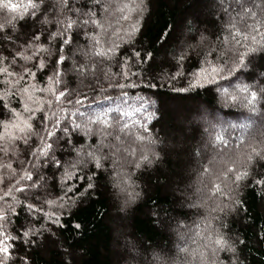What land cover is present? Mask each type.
I'll list each match as a JSON object with an SVG mask.
<instances>
[{
	"label": "snow or ice",
	"instance_id": "1",
	"mask_svg": "<svg viewBox=\"0 0 264 264\" xmlns=\"http://www.w3.org/2000/svg\"><path fill=\"white\" fill-rule=\"evenodd\" d=\"M149 2L150 0H132V10L137 13V19L127 29L123 30L124 36H120L121 29H115L109 35L112 24L108 22V18L113 15L112 0H108L107 3L105 0H90L92 9L73 6V0H57L58 7L53 9L55 15L51 18L45 15L46 12L50 11L48 0H27V3L23 4L0 0V12L11 16L4 23H0V33H3V39L14 43L5 29L21 31L25 34L24 43L17 48L13 64L17 58L24 61L36 59L37 63L33 67L41 70L52 67V74L48 76L52 85L40 91L50 92L53 99L46 102L47 107L58 109V111L53 110L49 116L47 112L38 107L36 111L42 113L40 129L34 128L33 123L26 120L22 126H18L21 135L12 136L7 142V146L0 148V151L4 152L6 156H15L17 149L12 141H22L24 145H29L33 136L39 141L36 147L30 148L28 152L24 153L25 159H31L33 163L27 167L23 161L21 162L22 175L10 163L0 165V167L11 170L12 179L9 189L3 190V195L0 196V199L11 197L12 201L9 204L5 200V206L0 207V264H7V262L30 264L29 253L17 255L15 260L12 259L14 252L22 250L17 248V241L36 248H41L48 243H57L54 238L56 229L52 226L54 224L59 225L57 209L60 210L59 215H62L66 208L64 201L67 200V196H56L55 199L48 198L51 195L50 188L55 189L56 187L57 174H60L59 182L63 184L65 181L74 178V172L78 175L79 172L84 171L85 165H87L88 171L85 173L89 180L87 190L99 188L101 185L98 181L103 180L105 176L115 177L114 182L105 181V183H112L118 197L123 194L124 198L120 203L119 211L126 213L130 210V205L140 198V192L135 191L132 172L148 168L173 154L179 160L187 151L189 158H192L193 153L187 141L189 138H194L199 130L197 124L200 119L199 116L194 115L188 121L190 131L184 124H178L174 131L165 132L163 137L160 133H156L151 138H147L146 134L150 132L151 125L139 128L133 122L136 131H132L128 124L123 123L125 114L122 112L111 118L105 113L85 116L80 111L79 105L86 97L80 88L71 87L73 78L86 88L103 90L102 81H107V88L123 89L125 85L120 83V77L129 81L130 77L139 75L140 84L129 83L127 86L132 88L146 87L150 92L148 95L135 97L134 102L137 107L133 111L143 113L144 118L148 120L158 121L171 103L185 99V97L168 96L160 91H151L164 87V84L157 83V80H163L169 85H174L178 79H185L187 80L186 87L178 89L174 86L171 87L173 92L184 93L202 86L200 84L201 79L215 83L217 78H228L224 75L225 71H227L228 76L233 78L237 73H242L252 81L251 84L244 85L241 89L247 93L244 99L250 112L254 114L249 117V120L254 123L256 119H259L261 124H264V31H262L264 29V0H260V3H256V0H234L235 5L239 8L235 15L232 14L231 5L227 8L222 6V11L227 16V20L223 22L221 34L216 35L215 43L210 41V35L213 34H208L206 29L201 30L199 28V15L196 11L202 6H207L211 0H191L188 9L192 11H188L182 17L179 25L166 26L167 30L158 39L162 41L161 47H165L170 33L187 31L192 33L187 39L195 41V45L188 44L185 40L180 46L181 51L179 53L173 52L172 59L167 61L168 72L163 71L165 61H157L155 52L134 50L132 56L138 71L133 72L129 60L115 59L113 53L119 45L115 43L112 37L122 40L123 43L131 44L140 31L141 18L148 12L147 5ZM123 7H127V5ZM18 11L19 15H12ZM115 11L122 12L123 8L117 6ZM101 12L104 13L102 17ZM30 17L34 19H29ZM128 19L130 17L123 14L115 23ZM36 23H39V29L35 32H28V26ZM49 25H54L55 30L53 31L48 27ZM81 34L86 41L83 45L76 43V38ZM45 36L47 37V46L41 42ZM125 36L127 39L124 38ZM37 42H40L38 46ZM33 48L36 49L35 53L31 52ZM197 50H202L203 59L201 62L211 67L212 76L206 74V69H201L196 73L181 71L184 62L188 59V52H197ZM22 52L29 54L22 55ZM200 54L198 52V55ZM47 60H51V64H47ZM113 60H115V66L120 69L119 72L113 71ZM0 62L7 63V57L3 55L2 51H0ZM141 65H145V67L141 68ZM0 72L6 76L17 75L15 72H9L7 68L0 69ZM22 72L33 75L27 66L23 67ZM113 79H115V83H112ZM27 91L28 89H24V92ZM225 94L227 95L226 90ZM121 95L127 100L128 93L121 92ZM228 98L236 99L234 96ZM2 99L0 97V101ZM257 104H259V108H257ZM66 105L70 106L71 110H66ZM149 108L152 109L151 112L148 111ZM25 110L31 113L33 119L35 118L36 111L28 109L27 106ZM49 126L56 131L49 130ZM240 127L246 126L241 125ZM216 140L225 149V154L232 147L231 142L223 137H217ZM145 141L146 143H141ZM238 142L240 144L246 143L243 139ZM249 147L251 150L246 155L245 168L254 163L264 166V148L257 149L251 145ZM65 155L69 159H64ZM195 155L203 159L202 152H197ZM218 163L220 162L213 156L206 165H202L201 172V176L208 181L205 187L210 185L209 190L219 194L226 201L217 205L213 211H219L223 214L238 211V205L241 201L234 197L241 186V182L246 180L250 173L248 170L239 169L236 162L230 158L223 161L224 166L222 167H217ZM129 165L132 170L126 171V166ZM41 169L45 172L50 170L51 176L41 174ZM17 176H19V180H17ZM49 179L52 180L51 186L48 183ZM24 181L30 183L23 187L17 186ZM251 182L264 186V177L254 179ZM0 183H4L3 177H0ZM201 183L203 184V180ZM129 186H133L131 192L127 191ZM32 189L36 191L29 193L33 199L28 203L22 202L14 194ZM42 197L43 199H41ZM25 200L27 201L28 197H25ZM57 201L60 203L57 204ZM177 202L181 203V207L183 206L180 197H177ZM71 203L76 204L77 201H71ZM17 204L21 208H26L29 213H41V219L46 222V226L37 228L35 223L38 221L28 220L27 224L19 225L18 230L13 228L9 231L10 216L15 215ZM45 206L51 207L52 211L45 212ZM193 206L195 207V205ZM149 214L151 216V209ZM153 219L160 227H165L167 221L175 220L179 223L177 218L169 216L166 212L161 217L160 210L156 211ZM205 219L207 220V218ZM212 219L218 220L217 217ZM180 226L184 227L183 225ZM220 226L224 227L223 224ZM80 227V224L75 225V229ZM194 227L197 229L196 235L203 237L204 241L202 245H199L203 249L199 252L200 264H207L209 256H206L205 253L209 249L211 250L210 255L216 257V259L211 260V264H219L218 255L220 252L235 254V246L229 244L223 235L217 233L213 236L216 229L211 227L210 221L203 231L200 230L199 224H194ZM178 235L182 240L185 238L184 232H178ZM192 243L195 244L196 240L193 239ZM179 251L187 253L189 249L186 245ZM65 254L73 255L71 252ZM192 254L196 255L195 252ZM152 256L153 261L150 264H166L163 251H154Z\"/></svg>",
	"mask_w": 264,
	"mask_h": 264
},
{
	"label": "trees",
	"instance_id": "2",
	"mask_svg": "<svg viewBox=\"0 0 264 264\" xmlns=\"http://www.w3.org/2000/svg\"><path fill=\"white\" fill-rule=\"evenodd\" d=\"M9 2L23 4L27 3V0H9ZM105 2L107 3L108 0H105ZM230 2L231 0H211V3L207 6H202L196 10L199 15V28L201 30L206 29L208 34H213L210 35V41L213 43H215L216 35H220L223 31V22L227 20V16L222 11V6L227 8ZM257 2H260V0H256ZM189 3H191V0H150L147 5L148 12L141 18L140 31L131 44L123 43L122 40L112 37L115 43L119 45L113 53L115 59L129 60L131 71L136 72L138 69L132 56L133 51L143 52L147 50L155 52L157 61H165L163 71L168 72L167 61L172 59V53H179L181 51L180 46L185 40L192 45H195V41L187 39L192 33L181 31L180 33H170L166 46L161 47L162 41L158 37L162 36L163 32L167 30L166 26L179 25L182 17L188 11H192L188 9ZM48 5L50 11L46 12L45 15L51 18L55 15L53 9L58 7L57 0H48ZM124 5H127V7H123ZM73 6L92 9L90 0H73ZM117 6L122 7L123 11H115ZM112 11L113 15L108 18V22L112 24L109 35L113 30L121 29L119 35L124 36L123 30L127 29L137 19V13L132 10V0H112ZM123 14H127L130 19L115 23ZM232 14L234 15V13ZM12 15H19V11ZM100 15L102 17L104 13L101 12ZM10 18L11 16L6 13L0 12V23H4L6 19ZM29 19L34 18L30 17ZM39 27V23L30 24L27 31L35 32ZM48 27L53 31L55 30L54 25ZM5 32L11 36L14 43L3 39V33H0V51L7 57V63L0 62V69L7 68L9 72H15L17 75L6 76L0 72V97L3 98L0 101V137H3V139H0V148L6 147L12 136L21 135L18 126H22L26 120L32 122L34 128L40 129L42 113L36 111L38 107L47 112L49 116H51L53 110L58 111V109L47 107L46 102L53 99L52 94L47 91H40L52 85V82L48 80V76L52 74V67H48L46 70L33 67L37 63L36 59L24 61L17 58L15 64H13L17 48L24 43L25 34L21 31H8V29H5ZM124 38L127 39L126 36ZM41 42L47 46V37L45 36ZM39 43L37 42V46ZM76 43L80 45L86 43L82 34L76 38ZM31 52L35 53L36 49H31ZM198 52L201 54L198 55ZM9 53H12V55H9ZM27 54L29 53L22 52V55ZM202 59V50L189 51L188 59L184 62L181 71L196 73L201 69H206V74L212 76L211 67L204 65L201 62ZM46 63L51 64V60H47ZM24 66L29 67L33 75L23 73ZM112 67L114 72L120 71L115 66V60L112 61ZM140 67L143 68L145 65ZM65 70H67L66 67ZM224 75L228 78H217L215 83H209L207 80L201 79L200 84L202 86L184 93L173 92L171 87L174 86L177 89L186 87L187 80L185 79H178L174 82V85H169L163 80H157L156 82L164 84V87L152 89L151 91H160L168 96L185 97V99L171 103L158 121L148 120L144 118L143 113L133 111L137 107L134 102L135 97L148 95L150 92L146 87L132 88L127 86L129 83L140 84L139 75L130 77L129 81H125L123 77H120V83L125 85L123 89L107 88V81H102L101 87L103 90H100V88L92 90L84 87L75 78L72 79L71 87L80 88L86 97L79 105L80 111L85 116L105 113L111 118L122 112L125 114L123 123L128 124L132 131H136L133 122L139 128L151 125L149 133L154 135L160 133L161 137L165 132L174 131L175 126L178 124H184L190 131L188 121L191 117L197 116L199 113L204 115L205 112V115L212 116V123L220 128V133L223 132L221 131L223 127H227V124L234 125L230 126L236 132L237 137L233 136V139H231L246 141L241 152L247 155L251 150L250 145L256 148L258 145L250 142L251 135L249 131L253 127V121H250L249 117L254 114H251L244 99L247 93L241 89L244 85L251 84L252 81L242 73H237L235 78L228 76L227 71ZM112 83H115V79L112 80ZM24 89H28V91L24 92ZM121 92L128 93L127 100L121 95ZM229 96H234L236 99H229ZM4 105H7V107H4ZM26 106L28 109L36 111L34 119L31 117V113L25 110ZM65 107L66 110H71L70 106L66 105ZM257 108H259V104H257ZM202 110L203 112H201ZM148 111L151 112L152 109L149 108ZM215 114L220 115L225 123L213 118ZM241 125L246 127L242 128ZM49 130L56 131L51 126H49ZM205 132L198 130L194 138L188 139L187 144L190 145L193 153L191 159L186 151L179 160L173 154L148 168L132 172L135 191L140 192V198L130 205V210L125 214L119 211V204L124 198L123 194L118 197L112 183H105V181L114 182L115 177L105 176L103 180L98 181L101 185L99 188L87 190L89 182L88 175L85 174L88 171L87 165H85L84 171L79 172L78 175L74 172V178L65 181L63 184L59 182L60 174H57L56 187L55 189L50 188L51 195L48 198L55 199L56 196H67V200L64 201L66 208L63 210V214L59 215L60 210L57 209L60 223L52 226L56 229L54 238L57 243H48L41 248H36L17 241V248L22 250L14 252L12 259L15 260L17 255L29 253L30 264H126L128 260L133 261L130 264H150L153 261L152 253L163 251L166 264L167 262H170V264H200L199 255L191 254V249L187 253L178 251L180 237L177 234L179 229L176 227L188 224L190 230L193 231L194 224L204 223L205 218H207L210 219L211 227L216 228L213 236L217 233L223 235L229 244L234 245L236 249L234 255L220 252L218 255L219 264H264V186L251 182L254 179L264 177V166L254 163L245 168L246 162L242 166L235 158H231L232 161L236 162L239 169L248 170L250 173L249 177L241 182V186L234 197L241 201L238 205V211H231L227 214L213 213V209L217 208L212 206L213 203H208L206 209H195L191 208L189 202L182 198L185 192L191 190L188 184L191 180L193 182L194 174H197L196 171L203 164L196 159L195 151H197L200 141L203 140L204 134H208L207 131ZM218 135L220 134L211 129L209 130V135L206 138L211 146H215V143L216 145L219 144L216 140ZM230 135L232 133H227L228 138L224 139L230 141ZM12 143L16 146L17 154L6 156L4 152L0 151V165L10 163L22 175L21 162L23 161L27 167H30L33 163L31 159H25L24 153L28 152L30 148L36 147L39 141L33 136L29 145H24L22 141H12ZM157 150L159 149L157 148ZM64 159H69V157L65 155ZM132 159H135V157H132ZM125 170L131 171V166H126ZM10 171L6 167H0V177H3L4 180V183H0V196L3 195V190H8L10 183H12ZM41 174L51 176V171L45 172L41 169ZM17 180H19V176H17ZM197 180L199 179L197 178ZM27 183L30 182L24 181L17 186L23 187ZM48 183L51 186L52 180L49 179ZM206 184H208L207 180ZM207 188L209 189L210 185ZM132 190L133 186L129 191ZM34 191L36 190L32 189L23 193L15 192L14 194L22 202L28 203L33 199L29 193ZM210 196L213 200L219 199V205L226 202L219 194L211 192ZM25 197H28L27 201ZM177 197H180L183 203L182 207L181 203L177 202ZM81 199L82 202H80ZM5 200L9 204L12 202L11 197L0 199V207L5 206ZM71 201H77V203L72 204ZM59 203L57 201V204ZM150 209L152 210L151 216L149 214ZM157 210H160L161 217L166 212L169 216L177 218L179 223L175 220L167 221L165 227H160L153 219ZM44 211L50 212L52 208L45 206ZM41 215V213H29L26 208H21L17 204L15 215L10 216L9 231L13 228L18 230L19 225L27 224L28 220L38 221V223H35L37 228L45 227L46 222L41 219ZM213 217H217L218 220H213ZM117 223L121 226L118 232L115 229ZM76 224H80L81 227L75 229ZM221 224L224 227H221ZM119 236L120 238H118ZM122 247L123 249H121ZM210 251L209 249L205 253L206 256H209L207 264H211V260L216 259V257L210 256ZM66 252H71L73 255H66ZM7 264H11V262H7Z\"/></svg>",
	"mask_w": 264,
	"mask_h": 264
},
{
	"label": "rangeland",
	"instance_id": "3",
	"mask_svg": "<svg viewBox=\"0 0 264 264\" xmlns=\"http://www.w3.org/2000/svg\"><path fill=\"white\" fill-rule=\"evenodd\" d=\"M257 3H260V2H257ZM229 5L232 6L231 10H232V13H234V15H235V13L237 11H239V8H237V6L235 5L234 0H231ZM201 112H203V110ZM215 115H213V118H216L217 120H221L222 123H225V121L223 120V118L220 115H216V116ZM197 116L200 117V119L197 121L198 127L200 128L199 130L200 131L203 130V132L207 131V133H208L207 135H209V130L210 129L212 131H215L216 133L220 134L217 137H223V138H226V139L228 138L227 137V133H229V132L232 133V135L229 136V139H230V142L232 144V147L230 149H228L227 153L225 154V149H223L220 146V144L216 145L214 140H213V142L215 143V146H211L210 143H208L209 141L206 138L207 135L204 134L203 140L200 141V145L198 146L197 151H195V154L197 152H202L203 153V159H201V157H198V156L195 155L196 159L198 161H200L201 163H203L202 165H206L208 160L212 159L213 156H215L216 160L220 162V163L217 164V167H222V166H224L223 165V161H227V160H229V158L230 159L231 158H235V160L237 162H240V164L243 166V163L246 162V155H245V153L243 154L241 152L242 151L241 149H243V147H244L243 145L244 144H240L238 142L240 140H236V141L232 140L233 136L237 137L236 132L231 129L232 128L231 126H234V125H231L230 123L227 124L228 128L227 127L226 128L223 127V129L221 130L223 132L220 133V131H219L220 128H218L217 126L214 125V123H212V120H211L212 116L211 115H205V112H204V115H203V113H199ZM252 126L253 127L251 128V130L250 131L248 130L250 135H251V137H250L251 141L250 142L257 143V145H258L257 148L258 149H262V148H264V124H261L260 120L258 119L256 122L253 123ZM153 135L154 134L149 133L148 135H146V137L147 138H151ZM141 143H146V141L145 142H141ZM201 172H202V166L199 167L198 170L196 171L197 174L196 175L194 174L193 182L191 180L190 184H188V187L189 188L191 187L190 188L191 190L189 192H187V193L185 192L182 195V198L189 202V206L191 208L206 209L205 207H206V205L208 203H213L212 206H216L217 207V205H219V203H220L219 199L213 200V198L210 196L211 191L208 188L206 189V187H205V185H207L206 184V179L201 176ZM197 178L199 180L196 181ZM202 180H203V184L201 183ZM131 187L132 186L128 187V189H127L128 192H130L129 189H131ZM193 205H195V207ZM119 207H120V204H119ZM212 212L214 213V212H219V211H212ZM209 220L210 219H207V220L204 221V223L199 224L201 231H203L208 226ZM196 224H198V223H196ZM183 226L184 227H181V226H177L176 227V228L179 229L177 231V234H178V232H184L185 233V238L183 240L180 238V245L179 246L177 245L178 246V251L181 248H185V246L187 245L188 249H191L190 250L191 254L193 252H195L196 253L195 256H198L199 252L201 250H203L202 248L199 247V245H202L204 243L203 237L196 235V231H197L196 228H194L193 231H189L190 230V225L186 224V225H183ZM115 229L118 232V231H120L121 226L117 223L115 225ZM189 237H191V238H189ZM118 238H120V236ZM193 239L196 240L195 244L192 243ZM124 242H125V240H124ZM192 245H194V246L192 247ZM121 249H123V247ZM180 253H182V252H180ZM131 262H133V261L132 260H130V261L128 260L127 261V263H129V264Z\"/></svg>",
	"mask_w": 264,
	"mask_h": 264
},
{
	"label": "bare ground",
	"instance_id": "4",
	"mask_svg": "<svg viewBox=\"0 0 264 264\" xmlns=\"http://www.w3.org/2000/svg\"><path fill=\"white\" fill-rule=\"evenodd\" d=\"M252 114V113H251ZM237 153V152H236Z\"/></svg>",
	"mask_w": 264,
	"mask_h": 264
}]
</instances>
